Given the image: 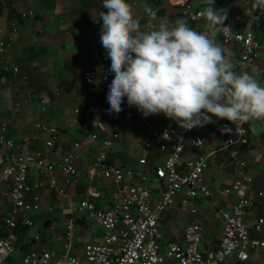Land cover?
<instances>
[{
	"label": "crops",
	"instance_id": "0c3cea01",
	"mask_svg": "<svg viewBox=\"0 0 264 264\" xmlns=\"http://www.w3.org/2000/svg\"><path fill=\"white\" fill-rule=\"evenodd\" d=\"M126 3L142 31L148 30L154 18L167 24L176 19L183 20L182 0H126ZM191 3L194 11H204L208 6L207 0H191ZM252 3L253 0H228L214 2L213 7L227 13L224 26L233 33L252 32L264 48L263 30L248 18ZM148 8L156 13L154 18L147 14ZM103 11L106 10L102 0H0V42L8 43L13 25L17 27L15 42L0 53V125L7 124V136L19 154L45 153L51 136L37 129L38 124L57 130V139L49 153L56 170L53 175L32 174L29 178L32 193L28 199L32 201L38 197L40 208L31 215L33 228L25 226L21 219L17 221L10 264H21L25 256L35 251L51 252L54 262L61 264L66 241L72 245V253L80 259L87 244L103 241L101 228L91 223L78 209L84 201L94 203L99 209L121 203L120 186L102 177L92 181L88 177V169L102 153L108 154L107 166L135 171L139 169V160L145 158L153 202L157 204L161 200L163 186L154 178L152 167L163 163L173 146L168 142H154L147 147V130H177L179 126L162 114L143 117L135 107L126 103H122V111L118 114H105L103 98L107 85L99 88L83 81L85 72L96 71L104 75L103 70L108 63L99 35V14ZM22 15L27 17L21 18ZM186 24L204 31L206 20L188 21ZM223 29L219 28L214 42L233 62L235 70L242 71V48L224 45L221 38ZM256 62L258 72L248 73L264 85V49ZM15 68H18V73L14 72ZM97 93L101 113L89 115L85 110ZM137 118L142 120L141 123L135 122ZM213 119L216 120L215 117ZM223 123L232 124L221 119L198 127L186 139L181 165L199 158L206 160L209 167L205 179L212 197L207 201L199 198L183 206L185 194H180L173 207L160 216L158 243L161 249L165 250L168 244L186 247L187 228L199 224L203 230V250H218L225 214L241 198L253 197L264 189V120L245 123L248 145L237 144L230 149L224 148V140L212 133L215 126ZM231 133L233 135V130ZM94 135L99 137L98 141L92 139ZM195 137L203 141L201 148L193 145ZM104 142H111L112 147L104 148ZM0 153L4 152L0 150ZM71 154H77L79 159L76 161L77 176L70 178L72 183L68 184L61 166L64 158ZM241 162L247 165L245 172L251 183L240 192L233 188L242 182L238 165ZM51 182L55 189L51 188ZM8 186L9 182L3 180L0 172V238H6L10 232L7 221L13 206L3 196ZM90 191H94L96 196H89ZM263 214L264 209L256 202L252 215L247 218L248 225ZM69 227H72L71 239L67 238ZM259 241L260 248L245 264H264V236ZM165 264L173 263L167 260ZM228 264L240 263L231 258Z\"/></svg>",
	"mask_w": 264,
	"mask_h": 264
},
{
	"label": "built area",
	"instance_id": "2783aa9c",
	"mask_svg": "<svg viewBox=\"0 0 264 264\" xmlns=\"http://www.w3.org/2000/svg\"><path fill=\"white\" fill-rule=\"evenodd\" d=\"M228 0H214L221 3ZM181 13L185 22L193 23L205 19L203 11H194L191 0H182ZM260 19L256 22L264 32V10L257 11ZM22 15L21 18H26ZM160 23L167 24L164 20L157 21L155 18L150 23L147 31ZM264 34V33H263ZM17 35L16 24L12 27V34L8 43L0 42V53L11 48ZM222 43L226 46L238 45L242 48L240 66L242 71L258 72L259 67L256 62L263 47L259 45L252 32L233 33L229 27L221 31ZM18 73V68L14 69ZM99 80V88L105 87L109 82V77H105L96 71H89L83 74V81L88 84L89 79ZM98 93L90 100L89 107L85 112L89 115L101 113L97 101ZM79 113V112H77ZM137 118L136 123H141ZM227 125L233 130L222 132L220 129ZM37 129L50 134L51 139L46 143L44 154H19L15 151L12 140L7 136L8 126L6 123L0 125V172L3 180L9 182L8 188L3 192V196L13 206V211L7 221L10 232L6 238H0V264H10V258L14 254V230L17 221L21 219L25 226L34 227L31 215L38 212L40 208L39 198L34 197L29 201L28 197L32 193L29 186V178L32 174L53 175L56 167L49 157L51 149L57 139V130L52 127L38 124ZM197 130H177L157 131L148 129L149 142L147 147H151L154 142H168L172 144V151L168 158L161 164L152 167L154 178L162 186L161 200L155 204L153 202V190L148 185L146 167L148 162L141 158L138 162L139 169H121L107 166L108 154L102 153L96 162L88 169V177L92 181L96 178H104L115 185L121 187V203L107 209H99L94 203L84 201L79 205V212L85 214L89 221L101 228L104 237L101 243L87 244L84 249L83 258H78L72 253V245L66 241L63 262L61 264H165L170 260L173 264H228L231 258H235L240 264L249 261L251 254L255 253L261 246L259 238L264 236V214L257 217L252 225H248L247 218L252 215L255 203L264 209V189L257 192L250 198H241L233 209L225 214V223L220 240L219 249L207 252L202 248L203 230L199 224H192L185 233L186 247L182 248L177 244H168L161 249L158 243V225L160 216L171 209L184 193L183 206L196 199L205 201L212 197V192L206 184L205 173L209 167L204 158L190 160L184 166L181 165L186 146V139L192 136ZM213 135L224 140V148H232L237 144L243 147L249 143L248 129L245 124L232 128V124L223 123L212 129ZM94 141L99 137L94 135ZM193 145L201 148L204 143L195 137ZM79 148V145L77 146ZM103 147L110 149L111 142H104ZM236 154L233 152L232 154ZM77 154H71L64 158L61 170L67 178V183L71 184L70 178L77 176L76 161ZM239 174L242 182L236 183L235 191H243L246 184L251 183V179L246 174L245 162L238 164ZM77 184V182L75 181ZM51 188L55 185L51 182ZM62 193V191L60 192ZM95 197L94 191L88 193ZM196 214V211H192ZM68 239L72 238V227H69ZM38 239V237H37ZM164 250V251H163ZM21 264H56L54 255L47 251H35L25 256Z\"/></svg>",
	"mask_w": 264,
	"mask_h": 264
},
{
	"label": "clouds",
	"instance_id": "9594fccd",
	"mask_svg": "<svg viewBox=\"0 0 264 264\" xmlns=\"http://www.w3.org/2000/svg\"><path fill=\"white\" fill-rule=\"evenodd\" d=\"M207 3L204 31L182 19L142 31L126 0H102L106 11L99 14V35L108 61L104 76L110 77L105 114H118L126 103L143 117L162 114L186 131L221 119L236 128L264 120V85L254 75L235 70L214 42L219 28L228 27L227 13L213 7L214 0ZM262 10L264 0H253L249 20L258 22L260 16L254 13ZM147 14L156 16L151 8ZM89 82L98 85L99 80Z\"/></svg>",
	"mask_w": 264,
	"mask_h": 264
}]
</instances>
